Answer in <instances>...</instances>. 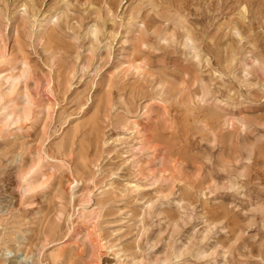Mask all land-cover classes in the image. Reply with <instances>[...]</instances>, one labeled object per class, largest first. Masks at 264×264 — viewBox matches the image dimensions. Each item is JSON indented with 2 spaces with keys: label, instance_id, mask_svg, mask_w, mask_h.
<instances>
[{
  "label": "clouds",
  "instance_id": "1",
  "mask_svg": "<svg viewBox=\"0 0 264 264\" xmlns=\"http://www.w3.org/2000/svg\"><path fill=\"white\" fill-rule=\"evenodd\" d=\"M0 264H264V0H0Z\"/></svg>",
  "mask_w": 264,
  "mask_h": 264
}]
</instances>
